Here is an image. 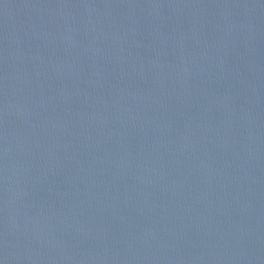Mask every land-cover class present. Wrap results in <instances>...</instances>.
Segmentation results:
<instances>
[{"label": "water", "instance_id": "1", "mask_svg": "<svg viewBox=\"0 0 264 264\" xmlns=\"http://www.w3.org/2000/svg\"><path fill=\"white\" fill-rule=\"evenodd\" d=\"M0 264H264V0H0Z\"/></svg>", "mask_w": 264, "mask_h": 264}]
</instances>
